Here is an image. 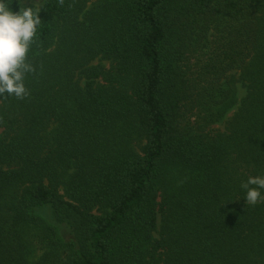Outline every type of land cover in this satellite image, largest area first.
Instances as JSON below:
<instances>
[{
	"label": "trees",
	"instance_id": "trees-1",
	"mask_svg": "<svg viewBox=\"0 0 264 264\" xmlns=\"http://www.w3.org/2000/svg\"><path fill=\"white\" fill-rule=\"evenodd\" d=\"M23 6L42 23L29 95L0 97V264H264L241 187L264 176V0Z\"/></svg>",
	"mask_w": 264,
	"mask_h": 264
},
{
	"label": "clouds",
	"instance_id": "clouds-1",
	"mask_svg": "<svg viewBox=\"0 0 264 264\" xmlns=\"http://www.w3.org/2000/svg\"><path fill=\"white\" fill-rule=\"evenodd\" d=\"M11 3L12 0H0V97L23 99L29 95L25 74L35 71L26 58L42 22L39 7H25L20 0V11L13 12ZM59 3L63 5L64 0ZM241 187L246 190V204L264 200V176L249 177Z\"/></svg>",
	"mask_w": 264,
	"mask_h": 264
},
{
	"label": "rangeland",
	"instance_id": "rangeland-1",
	"mask_svg": "<svg viewBox=\"0 0 264 264\" xmlns=\"http://www.w3.org/2000/svg\"><path fill=\"white\" fill-rule=\"evenodd\" d=\"M24 1L26 3H30L33 5H36L37 3H39L36 6H40L43 0H24ZM237 76L238 75L236 74L235 77H237ZM234 83H235V93H234L235 103H234V106L228 110V112L225 114V116L222 118L221 121H219L213 125V127L218 128L220 130H224L226 122L231 118V116L236 111L237 107L240 104L241 98L243 97V95L245 93L244 88L241 86L240 83H238V81L236 79H235Z\"/></svg>",
	"mask_w": 264,
	"mask_h": 264
}]
</instances>
